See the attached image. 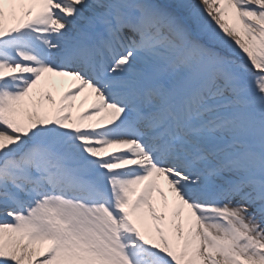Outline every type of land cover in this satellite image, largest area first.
<instances>
[{
  "label": "snow or ice",
  "instance_id": "obj_1",
  "mask_svg": "<svg viewBox=\"0 0 264 264\" xmlns=\"http://www.w3.org/2000/svg\"><path fill=\"white\" fill-rule=\"evenodd\" d=\"M0 264H264V0H0Z\"/></svg>",
  "mask_w": 264,
  "mask_h": 264
},
{
  "label": "bare ground",
  "instance_id": "obj_2",
  "mask_svg": "<svg viewBox=\"0 0 264 264\" xmlns=\"http://www.w3.org/2000/svg\"><path fill=\"white\" fill-rule=\"evenodd\" d=\"M65 86H67V84ZM61 91H62V89H61ZM54 95H56L57 98H59V92L58 91H54ZM162 186H164L165 189H167V186L165 184H163V182H162Z\"/></svg>",
  "mask_w": 264,
  "mask_h": 264
}]
</instances>
